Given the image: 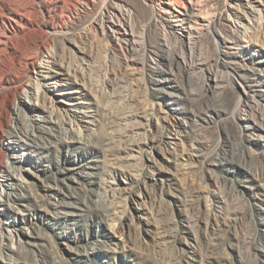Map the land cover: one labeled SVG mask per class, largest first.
<instances>
[{"label": "rangeland", "instance_id": "374dc122", "mask_svg": "<svg viewBox=\"0 0 264 264\" xmlns=\"http://www.w3.org/2000/svg\"><path fill=\"white\" fill-rule=\"evenodd\" d=\"M24 1L32 7V26L18 37L20 54L0 75V170L14 153L5 145L12 106L27 111L21 90L33 81L59 119L68 113L77 122L85 143L59 141L23 173L28 183L18 198L0 206V264H264V141L255 129L260 115L243 103L239 75L249 72L221 63L229 21L202 31L190 49L168 34L171 71L152 53L159 71L148 54L128 69V53L93 20L110 2L131 6L143 44L160 53L161 29L148 0H99L87 9L77 0ZM223 1L206 3L217 11ZM238 3L249 10L245 0ZM257 30L264 35V26ZM260 40L253 52L245 46L237 55L261 59ZM178 55L204 65L188 72ZM207 71L223 85L212 94L203 86ZM120 72L127 74L129 94L114 96L105 84ZM132 98L152 119L151 132L140 149L125 153L123 130L110 116ZM174 112L184 123L175 122ZM80 169L90 174L81 177ZM71 176L77 181L72 196L64 195L63 181ZM76 205L83 210L69 215ZM105 213L117 216L114 228Z\"/></svg>", "mask_w": 264, "mask_h": 264}, {"label": "bare ground", "instance_id": "6f19581e", "mask_svg": "<svg viewBox=\"0 0 264 264\" xmlns=\"http://www.w3.org/2000/svg\"><path fill=\"white\" fill-rule=\"evenodd\" d=\"M60 1L63 2V0ZM77 1L81 8L87 9L97 5L99 0ZM148 1L153 8L152 19L161 29L163 49L160 53L156 52L152 46L143 44L142 33L136 28L133 21L134 8L131 6L117 2L105 4L101 8L99 16L93 20V26L128 53L124 59L126 68L132 69L136 67V64H144L147 54L151 61L156 64L150 55L152 53L159 56L171 71L173 57L167 50L168 34H172L175 38L185 39L186 45L190 49L191 43L198 38L202 31L210 32L211 29L218 31L216 24L224 23L222 20L229 21L230 24L226 26L231 35L223 37L225 49L222 50L221 63L227 70L238 67L249 72L245 77L239 75L243 79L240 84L245 95L243 103L250 110L260 115V120L255 129L264 141V56L255 61L249 56L237 55V51L245 46H248L245 48L247 52H253L254 49L251 45L259 42L260 36L262 37L260 48L264 50V35H260L257 30L258 25L264 26V0H245L246 6L249 8L248 11L240 9L238 3L240 0H224L223 7L217 11L209 10L206 0ZM25 4L24 0H0V75L3 68L9 65L8 63L16 55L18 57L20 54L17 44L18 37L32 26L30 16L32 7ZM87 34L85 33V35ZM78 50L82 51L81 49ZM49 56L54 58L51 54ZM25 58L29 59L30 57L25 56ZM176 60L177 63L183 64L188 72L196 67L194 63L187 61L183 55H178ZM37 63L41 64L40 62ZM30 64L34 65L31 59L29 60ZM197 64H199L198 68L204 65L203 62ZM151 68L159 71L158 65L157 67L151 66ZM226 74L229 76L230 72L226 71ZM127 80L125 72L113 73L108 77L105 87L107 85L111 93L115 92L114 96H125L129 94ZM228 83L229 85L232 84L230 79ZM203 86L206 94H212L216 89L223 87L216 73L210 71H207L204 76ZM2 88L3 86L0 84V89ZM21 94V101H23L21 104L25 106L27 111L23 110L17 103L12 106L13 119L9 124V135L5 145L8 150L14 151V153L11 156V161L8 159L3 161L2 170H0V186L2 187L0 206L4 209L10 205L9 201L13 197L18 198V191L28 183L23 173H31L32 162L43 159L46 156V150L55 146L59 141L85 143V135L77 122L68 113H65L61 119L56 116L58 109L46 102V95L40 89L37 81L29 83V88L22 89ZM193 95L199 94L193 92ZM193 97L196 98V96ZM239 101L242 102L241 97H239ZM131 102L129 105L126 104L124 110L111 113L110 116L111 121L123 130L124 139H121L122 143L119 144V149L125 153L140 149L142 143L145 142L143 137H147L148 132H151L152 119L148 117V114H143L136 105V100L132 98ZM174 115L177 124L184 123L181 112H174ZM137 117H143L144 120L140 121ZM148 138L153 140L152 137ZM119 149L117 150L119 151ZM78 173L81 177L90 174L86 169H80ZM69 178L71 181H63L65 192H62L64 190L61 191V189L59 191L64 195L70 194L72 196L70 192L71 185H74L72 181H77L72 176ZM75 208L73 212L68 214L77 216L83 210L80 205H76ZM104 215L106 220L110 221L109 226L114 228L117 216L106 213ZM2 235L9 241L13 240V235L9 230H5ZM96 248L97 246L93 245V250L89 253L95 252Z\"/></svg>", "mask_w": 264, "mask_h": 264}]
</instances>
